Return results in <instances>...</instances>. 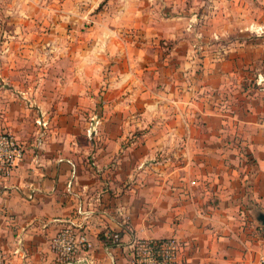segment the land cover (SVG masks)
Returning a JSON list of instances; mask_svg holds the SVG:
<instances>
[{
  "label": "crops",
  "instance_id": "1",
  "mask_svg": "<svg viewBox=\"0 0 264 264\" xmlns=\"http://www.w3.org/2000/svg\"><path fill=\"white\" fill-rule=\"evenodd\" d=\"M50 2L57 18L92 20V44L111 66L103 75L90 61L89 35L77 25L64 101L27 104L21 71L0 73V131L23 148L0 179L7 257L58 264L49 241L74 225L93 244L75 264H130L133 239L168 237L181 243V264H260L263 227L253 212L264 213V88H248L237 103L236 87L216 92L217 77L190 80L168 58L160 66L154 53L184 30L155 19L153 0ZM91 82L102 91L91 92ZM106 231L120 233L117 246L99 240Z\"/></svg>",
  "mask_w": 264,
  "mask_h": 264
},
{
  "label": "rangeland",
  "instance_id": "2",
  "mask_svg": "<svg viewBox=\"0 0 264 264\" xmlns=\"http://www.w3.org/2000/svg\"><path fill=\"white\" fill-rule=\"evenodd\" d=\"M153 2L155 19L168 18L172 21V29L184 30L179 32L178 40L167 41V47L154 53V59L162 58L158 60L160 66L168 58L169 62L178 60L183 71L190 73V80L205 83L213 80L210 77H217L216 92L236 87L237 103L240 102L238 95L247 92L248 88L250 92L264 88L260 78L264 73V0ZM58 7L50 0H0V73L9 75V71H21L20 76L25 79L22 87L31 93L27 104L29 98L34 104L37 96L51 108L64 101L61 92L70 72L65 67L71 62L70 45L81 40V34L71 31L73 26L79 25L80 31L89 35L90 61L102 66L100 72L103 75L110 71L111 59L107 56V60H102L104 53L97 52L92 44L97 40L96 30L91 29L92 20L77 19L75 23L57 18L53 13L60 11ZM101 9L104 11L105 6ZM86 10H90L89 6ZM174 42L177 43L175 46L172 45ZM179 43L181 45L177 47ZM73 54L75 56L76 52ZM160 66L155 68L161 69ZM103 87L104 83L95 82L89 86L91 92L102 91ZM37 90L38 94L34 95Z\"/></svg>",
  "mask_w": 264,
  "mask_h": 264
},
{
  "label": "built area",
  "instance_id": "3",
  "mask_svg": "<svg viewBox=\"0 0 264 264\" xmlns=\"http://www.w3.org/2000/svg\"><path fill=\"white\" fill-rule=\"evenodd\" d=\"M22 157L23 148L17 138L10 132L0 131V179H8ZM189 186L196 187V181H190ZM29 200H33V195L29 196ZM103 237L110 241V247L119 244V232L106 231ZM261 239L262 250L258 260L264 264V228H261ZM48 247L58 264H75L79 255L92 251L93 244L87 233L74 225H65L50 239ZM130 247V264H181L182 246L174 237L159 240L135 238ZM0 264H13L1 248Z\"/></svg>",
  "mask_w": 264,
  "mask_h": 264
},
{
  "label": "water",
  "instance_id": "4",
  "mask_svg": "<svg viewBox=\"0 0 264 264\" xmlns=\"http://www.w3.org/2000/svg\"><path fill=\"white\" fill-rule=\"evenodd\" d=\"M253 217L254 220L261 226L264 228V213L256 210L253 212Z\"/></svg>",
  "mask_w": 264,
  "mask_h": 264
},
{
  "label": "trees",
  "instance_id": "5",
  "mask_svg": "<svg viewBox=\"0 0 264 264\" xmlns=\"http://www.w3.org/2000/svg\"><path fill=\"white\" fill-rule=\"evenodd\" d=\"M109 233H112V231H107ZM99 240L102 241L105 245H108L110 243V241H106L103 237V233L99 234Z\"/></svg>",
  "mask_w": 264,
  "mask_h": 264
}]
</instances>
